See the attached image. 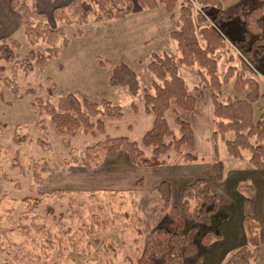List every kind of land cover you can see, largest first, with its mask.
I'll return each mask as SVG.
<instances>
[{"label": "rangeland", "instance_id": "rangeland-1", "mask_svg": "<svg viewBox=\"0 0 264 264\" xmlns=\"http://www.w3.org/2000/svg\"><path fill=\"white\" fill-rule=\"evenodd\" d=\"M35 1L32 0L36 5ZM191 1L199 12L209 15V18H202L204 22L201 21L198 28L213 25L214 11ZM0 2L9 4L11 0ZM132 2V13L126 18H103L94 9V15L99 17L91 16L87 24L79 27L59 24L53 14L60 6L55 7L50 15L47 14L48 22L54 29L63 28L68 38L67 47L62 48L58 58L49 62L45 71H40L37 65L34 67V72L25 81L30 88L22 89L18 94L20 99H14L8 89L3 90L0 122L6 127L0 129V236H3L0 243L5 247L10 233L4 235V232L9 231V226L21 228L17 231L19 235L11 236L13 243L5 248L4 255H0V264H140L138 260L145 250L147 236L168 226L169 210L181 208L183 190L199 179L210 185L212 192L224 202L222 207H226L216 215L219 219L214 218L212 227L199 228L195 246L202 256L207 246L200 243L201 235L207 231L218 233L217 226L224 218L220 220L224 211L230 213L228 216L237 215L233 192L237 193L236 189L242 192V188L246 190L250 185L253 187L251 178L263 187L264 149L255 153L254 161H250V146L232 156L225 141L230 136L233 139V133L237 136L239 132L229 131V134L217 136L216 141L213 132L214 105L225 103L238 94L243 99L248 92L257 90L261 97L254 101L252 121L257 123L264 113V59H254L253 65L244 66L234 45L245 33L242 22L234 17L238 15L237 7L244 13L249 12L259 6L257 0H221L222 14L233 18L220 24L222 45L209 53V58L217 62L218 83L210 82L208 74L197 66L179 65L188 89L198 100L194 115H182L192 124L196 145L183 147L179 154L173 150L168 159H162L163 165L158 168L137 167L123 152L114 158L102 156L87 167L74 154L73 162L67 165L70 150L82 149L86 144L100 148L105 136L126 135L131 141H137L146 156L151 157L149 150L141 145V138L152 122L144 108L145 93H152L154 79L148 68L149 56L165 53L180 58L171 37V32L178 27L180 13L177 10L170 18L164 6L155 11H142L136 0ZM5 15L1 9L0 19ZM11 31V21L0 25V37ZM13 37L20 42L15 60H23L30 49L23 30ZM201 44L206 48L203 39ZM122 62L127 63L139 78L137 94L110 85L112 70ZM240 75L245 80L241 93L235 85ZM68 93L95 102L108 99L111 106L122 108L123 118L119 122L111 115L104 118L106 127L102 133L98 132L92 119L95 130L89 127L74 137L64 138L47 116L36 118L32 103L38 99L41 104L47 101L57 104L58 99ZM167 117L170 127L177 132L175 117L172 113ZM250 126H239L238 131H247ZM15 135L23 139L22 143H15ZM36 136H41V142L48 145L43 147L42 153L32 142ZM14 150L21 152L18 167L11 161ZM34 151L36 155H33ZM192 159L196 160L192 162ZM216 161L224 165V184L217 182L212 174V164ZM45 171L46 177L43 176ZM163 182L173 190L169 209H164V201L156 190ZM243 192L249 196V192ZM30 196L42 197L41 204L32 211H28L25 204ZM228 198H232L234 204ZM261 200L264 201V196ZM247 210L258 212L256 207ZM252 251L257 261V249ZM196 263V257L189 261V264Z\"/></svg>", "mask_w": 264, "mask_h": 264}, {"label": "trees", "instance_id": "trees-1", "mask_svg": "<svg viewBox=\"0 0 264 264\" xmlns=\"http://www.w3.org/2000/svg\"><path fill=\"white\" fill-rule=\"evenodd\" d=\"M121 1L118 3L116 0H72L67 6L55 8L53 15L59 24H74L78 27L87 24L91 16L99 17L94 15V9H97L103 18L123 19L131 15L133 2L132 0ZM257 1L259 6L249 12H242L241 7L238 6L236 9L238 15L234 16L242 22L245 29L243 38L234 43L241 58L240 62L244 66L253 65L254 59H264V0ZM195 2L202 7L209 6L214 11L215 23L213 25L198 28L200 22L203 21L202 18H209V15L199 12L191 0H136V4L142 11H155L164 6L170 18H173L177 10L180 13L178 27L171 32L180 58L176 59L165 53H152L149 56L148 68L154 79L152 93H145L144 108L152 118V122L141 138V145L145 150H149L151 157L146 156L137 141H131L126 135L117 138L105 136L104 144L100 148L86 144L82 149L70 150L67 165L73 162L74 154L83 166L87 167L90 162L101 160L102 156L114 158L123 152L137 167L158 168L163 165L162 159H168L173 150L179 154L183 147L191 148L196 145L197 139L192 124L183 119L182 115H194L197 111L198 100L188 89L180 73L179 65L197 66L199 70H204L208 74L210 82L218 83L217 62L209 58V53L221 47L223 40L220 24L228 22L226 20L232 19L233 16L222 14L221 0H195ZM10 5L22 16L23 34L30 46L23 60L17 61L15 59L20 42L14 37L0 39V98L3 99V90L8 89L17 100L20 99L18 94L23 91V88H30L25 81L34 72V67L37 65L40 71H45L49 62L58 58L62 48L67 47L68 38L63 28L54 29L49 24L48 15L39 10L32 0H11ZM201 39L204 40L206 48L202 47ZM244 81L241 75L236 78V90L240 93L243 92L241 89ZM109 82L114 87L126 88L132 94H137L140 89L136 72L125 62L115 66ZM36 84L42 86L39 81H36ZM239 95L228 98L225 103L219 102L214 105V139L216 141L217 136L229 134V131L239 132L237 136L233 133V139H230L232 137L230 136L225 141L228 152L235 156L240 150L250 146V161H254L255 153L259 149H264V144L262 145L264 142V113L261 114L257 123L252 121L255 110L254 101L259 100L261 95L257 90L248 92L243 99ZM98 102L85 96L68 93L60 97L57 104L48 101L41 104V101L36 99L32 107L36 118L42 119L41 115L47 116L56 131L66 138L74 137L79 131H84L83 129L86 130L89 127L95 130L91 124L92 119L95 120L98 132L102 133L106 127L104 118L107 119L106 117L111 115L118 122L123 118L120 106H111L110 101L105 98ZM168 113H172L175 117L174 123L178 133L170 127ZM250 124L247 131H238L239 126ZM5 127L0 122V129ZM14 138L16 144L23 141L17 135ZM41 141V136L32 139L34 145L37 144L41 148L39 150L42 153L43 147L48 145ZM20 153V150L13 151L11 161L14 162V167L19 166ZM33 155H36L35 151ZM186 159L188 160V157ZM195 160L192 159V162ZM211 171L214 179L219 183L222 182L225 174L223 163L216 161L212 164ZM43 176H47V171ZM156 190L164 201V209L165 207L169 209L171 200H173V190L169 184L163 182ZM241 191L242 193L243 191L249 192V195L254 192L251 185L246 190L242 188ZM181 197V208L172 207L168 212L170 220L168 226L147 236L145 250L138 260L140 264H189L190 259L194 257L197 258L196 264H201L203 255L199 256L195 246L196 236L199 228L212 227L213 220L224 202L212 192L207 182L200 179L184 189ZM41 200L42 197H27L25 200L27 210H35L41 204ZM19 229L9 226V231L4 232V235L6 233L10 235L5 240V247L3 243H0V255H4L5 248L7 249L10 247L9 244L13 243L11 236L19 235L17 232ZM245 229L247 246L236 250L223 264L256 263V255L252 249L260 247V225L253 219L246 218ZM2 237L1 235L0 240ZM219 238V233L207 231L201 235L200 243L206 247Z\"/></svg>", "mask_w": 264, "mask_h": 264}, {"label": "crops", "instance_id": "crops-1", "mask_svg": "<svg viewBox=\"0 0 264 264\" xmlns=\"http://www.w3.org/2000/svg\"><path fill=\"white\" fill-rule=\"evenodd\" d=\"M72 1V0H71ZM70 0H37L36 7L41 11L45 12L46 14L50 15L52 10L57 6H62L61 4H68L71 2ZM4 10L6 12L5 16H1L0 25L4 23V21H11L12 31L5 37L1 38H8L13 37L15 33H18L22 29L23 19L22 16L15 12L12 8L10 3L6 4L4 2H0V10ZM260 175V174H257ZM227 177V175H226ZM253 181V194L246 195L240 191L233 192L232 198L237 202V215L231 214L224 211L220 216L219 224L217 226L218 233L220 234V238L215 240L212 244L205 248L204 254L202 256L201 264H223L227 258L236 250L247 246V233L245 229V219L250 218L253 219L260 225V240L261 244L260 247L257 248V261L256 264H264V201L261 199L263 198L264 194V183L262 184L263 187L256 181V179L251 178ZM222 184L225 181L221 182ZM235 183L233 184V188ZM224 187V186H223ZM223 193V192H222ZM236 195V196H235ZM231 199L230 202L234 204V201ZM245 202V204H244ZM230 203V205H231ZM229 205V206H230ZM245 205V206H244ZM248 207H256L258 208V212H252L251 210H247ZM228 208V207H227ZM222 209H226L223 206ZM234 209V206H233ZM232 209V210H233ZM220 211L218 212L217 216L219 215ZM226 212V213H225ZM225 214V215H224ZM215 217V219H219V217ZM215 221V220H214ZM213 225V224H212Z\"/></svg>", "mask_w": 264, "mask_h": 264}]
</instances>
